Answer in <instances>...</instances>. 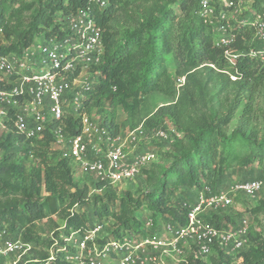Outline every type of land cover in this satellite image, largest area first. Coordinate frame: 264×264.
I'll return each instance as SVG.
<instances>
[{"label":"trees","instance_id":"16d2710c","mask_svg":"<svg viewBox=\"0 0 264 264\" xmlns=\"http://www.w3.org/2000/svg\"><path fill=\"white\" fill-rule=\"evenodd\" d=\"M152 1L109 0L103 9H98L88 0H0V52L18 54L36 38L62 36L66 19L77 9L89 6L101 28L104 50L100 62L91 67L98 73L86 91L85 108L89 113L93 108L99 111L112 134L121 129L116 122V106L129 112L140 97L169 94L176 78L185 76L181 69L215 65L241 79L242 88L264 87V66L247 53L254 33L250 25H235L236 38L231 48L238 57L229 63L223 50L215 46L211 27L197 13L199 0H164L156 11L148 13L145 5ZM252 7L253 15L264 17V0H253ZM119 23L124 26L121 33L116 30ZM172 64L176 65L173 74ZM157 111H169L180 133H170L172 136L163 142L167 147L159 145L156 159L140 170L137 177L141 181L135 190L96 183L99 191L90 193V186L82 179H74L69 159L54 146V123L38 137L25 141L11 123L0 131V228L33 244L19 264H70L62 252H55L57 246L54 259L48 260L52 243L56 239L60 245L61 234L95 223L104 228L105 222L110 223L109 238L142 236L146 229L139 215L145 210L182 225L186 222L185 203L193 202L194 196L189 193L195 194L204 184L218 190V182L240 168L255 164L264 168V133L258 138L246 130L248 110L238 118L240 125L229 133L226 128L231 115L218 118L212 114L181 126L174 106H161ZM62 125L67 136L77 132L78 121L71 115L63 119ZM252 179L259 178L246 180ZM260 210L264 208L251 212ZM52 215L62 224L52 220ZM215 215H210L211 221L217 227L225 225ZM39 222L48 223L50 232L46 238L36 230ZM247 238L246 248L237 254L214 246L209 254L199 255L192 248L174 264H264V225L257 229L248 226ZM35 245L45 249L34 250ZM205 256H209L207 260ZM2 259L0 255V264H8Z\"/></svg>","mask_w":264,"mask_h":264},{"label":"built area","instance_id":"2783aa9c","mask_svg":"<svg viewBox=\"0 0 264 264\" xmlns=\"http://www.w3.org/2000/svg\"><path fill=\"white\" fill-rule=\"evenodd\" d=\"M108 2L88 0L89 5L98 9ZM252 2L199 0L197 13L211 27L216 36L214 44L223 50L229 63L238 57L231 48L236 38L234 27L248 24L254 33L247 53L264 66V17L252 14ZM242 4H247V8L242 9ZM235 13L244 14L235 18ZM65 29L60 37L36 38L21 53L0 52V129L11 123L25 141L38 137L47 125L54 123L51 129L54 146L69 159L73 171L92 178L90 193L99 191L96 183L115 186L129 183L156 159L153 150L139 151L143 138L150 133V139L165 140L169 135L167 127L160 125L147 130L140 123L112 134L87 112L86 91L93 86L98 73L90 72L89 68L97 65L103 55L102 31L89 6L71 14ZM184 81L185 76L176 78V86L180 87ZM67 111L70 113L66 114ZM68 115L78 121L77 132L71 136L63 132L62 125ZM262 186L259 179L232 181L222 190L204 184L196 192L195 201L185 203L186 222L182 225L166 222L165 234L153 229L142 236L114 239L108 237L107 231L103 233L100 223L83 230L71 229L60 235L62 244L56 239L52 243L48 260L54 259L56 246L55 252H62L63 259L70 264H159L162 254L179 257L176 261H180L185 249L193 248L197 254L207 255L214 246L237 254L248 244L247 222L230 228L228 223L217 227L210 215L231 206L237 194L254 197ZM152 226L153 220L149 219L146 228ZM32 246V242L13 237L6 228H0V255L9 259L8 264H19Z\"/></svg>","mask_w":264,"mask_h":264},{"label":"rangeland","instance_id":"374dc122","mask_svg":"<svg viewBox=\"0 0 264 264\" xmlns=\"http://www.w3.org/2000/svg\"><path fill=\"white\" fill-rule=\"evenodd\" d=\"M167 1V0H165ZM164 0H154L145 5L146 12H154L157 8L165 2ZM248 1V0H244ZM248 4V2H247ZM247 4H242V9L247 8ZM174 7V5H173ZM175 10L176 7H174ZM244 13H235V18L242 16ZM123 23H119L116 26V30L121 33L124 30ZM171 65L170 69L173 68ZM90 72H93L89 68ZM176 71L175 67L172 69V74ZM185 75V85L180 88L176 85L169 94L164 93H151L145 97H140L137 103L133 104V109L129 112L125 111L122 106H116V122L120 124V131L131 129L129 126L134 127L142 123L146 126L147 130L157 126L167 127L169 132L168 138L165 140L150 139V133L147 137L143 138L139 151L144 149L153 150L156 153L157 148L165 144L171 134L178 135L179 130L175 117L169 112H159L158 108L161 106H174V110L178 113V120L181 126L187 123H193L199 118H208L212 114H216L218 118L225 115H231V121L229 122L226 132L229 133L235 127H238L240 123L238 118L240 115L245 116L248 110L249 121L245 127L246 130L252 132L253 135L260 138L264 133V87L259 86L255 90H247L242 88V80L234 78V75L225 69H220L217 66H209L206 64L200 65L194 69L185 70L181 69ZM174 76V75H173ZM174 85V82H173ZM186 87V88H185ZM107 108V107H106ZM71 111V110H70ZM70 112L67 111L66 114ZM91 115L100 123L103 124L102 115L95 108L91 109ZM176 122V124H175ZM104 125V124H103ZM5 129H0L3 131ZM179 131V132H178ZM171 133V134H170ZM160 145V146H159ZM158 148V149H159ZM250 178H259L263 181L262 189L254 196L248 197L243 194H237L233 197V203L231 206L223 207L219 209L218 216L226 224H229V228L233 227L242 221H246L248 226L254 229L261 228L264 225V210H260L256 213L251 211L257 207L264 208V168L261 165H253L251 168L239 169L227 173L225 177L219 181L220 190L224 189L231 181H240ZM82 180L86 182L90 187L93 185V180L90 176H83ZM141 181L140 177H136L133 181L125 184H120L118 188H130L135 190ZM50 209V208H49ZM143 226L148 232H153L156 229L159 233L165 234L164 224L167 222L166 218H159L156 215H151L145 210L139 215ZM52 220L62 224V221L56 219L52 215ZM149 219L153 220V226L146 228V223ZM165 219V220H163ZM110 223L105 222V231L110 228ZM47 222H39L36 225L37 232L42 238H46L50 232ZM51 230V229H50ZM34 250H44L42 245H35ZM191 249H185V257L190 253ZM34 257V254L32 255ZM209 256L203 257L207 260ZM2 258V257H1ZM8 258L3 257V261L6 262ZM179 257H173L167 254L159 255V264H174ZM9 262V259L7 260ZM114 264V263H110ZM237 264V263H231Z\"/></svg>","mask_w":264,"mask_h":264},{"label":"crops","instance_id":"0c3cea01","mask_svg":"<svg viewBox=\"0 0 264 264\" xmlns=\"http://www.w3.org/2000/svg\"><path fill=\"white\" fill-rule=\"evenodd\" d=\"M83 176H86V175L80 173V172L77 171V170H75L74 173H73V177H74L75 180L82 179ZM231 182H232V181H231ZM189 195H190L191 197L194 196L192 201H195V199H196V193L193 194V195L189 193Z\"/></svg>","mask_w":264,"mask_h":264}]
</instances>
